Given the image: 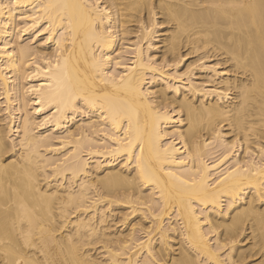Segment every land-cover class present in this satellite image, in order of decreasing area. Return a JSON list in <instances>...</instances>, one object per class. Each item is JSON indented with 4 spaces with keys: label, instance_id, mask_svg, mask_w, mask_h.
Masks as SVG:
<instances>
[{
    "label": "bare ground",
    "instance_id": "bare-ground-1",
    "mask_svg": "<svg viewBox=\"0 0 264 264\" xmlns=\"http://www.w3.org/2000/svg\"><path fill=\"white\" fill-rule=\"evenodd\" d=\"M0 264H264V0H0Z\"/></svg>",
    "mask_w": 264,
    "mask_h": 264
}]
</instances>
